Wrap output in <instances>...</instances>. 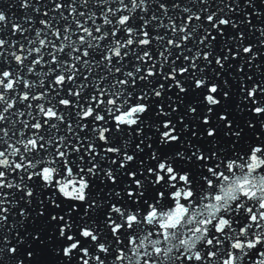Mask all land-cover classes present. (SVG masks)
I'll return each mask as SVG.
<instances>
[{
	"label": "snow or ice",
	"instance_id": "1",
	"mask_svg": "<svg viewBox=\"0 0 264 264\" xmlns=\"http://www.w3.org/2000/svg\"><path fill=\"white\" fill-rule=\"evenodd\" d=\"M0 264H264V0H0Z\"/></svg>",
	"mask_w": 264,
	"mask_h": 264
}]
</instances>
